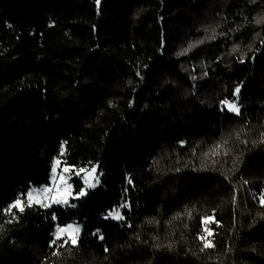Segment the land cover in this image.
<instances>
[{"label":"trees","instance_id":"16d2710c","mask_svg":"<svg viewBox=\"0 0 264 264\" xmlns=\"http://www.w3.org/2000/svg\"><path fill=\"white\" fill-rule=\"evenodd\" d=\"M262 198L264 0H0V264H264Z\"/></svg>","mask_w":264,"mask_h":264},{"label":"rangeland","instance_id":"374dc122","mask_svg":"<svg viewBox=\"0 0 264 264\" xmlns=\"http://www.w3.org/2000/svg\"><path fill=\"white\" fill-rule=\"evenodd\" d=\"M54 165L56 168L55 174L53 173V166ZM94 167L96 168L95 173L92 172L93 167L90 169L76 170V169H72L71 167H69L67 165H62L60 163L59 159L54 160V162L52 164V168H51V172H50L48 182L45 184L39 185V186H32L31 188H29L27 191V194H26L27 201L29 202V200H28L29 193H32L34 201H43V202L49 203L50 207L53 205L65 206L64 204H52L49 197H55V198H59V199L67 198L69 201L70 198L74 197L73 185H72V179L74 177H80L82 179L83 184H84L83 189H85L86 191L93 189V188H87L85 181L87 180L88 183H95L96 179L99 180L97 166L95 165ZM66 168L69 169V171L65 172ZM98 184L99 183L96 184V187L98 186ZM45 188L52 189V191L49 193L42 191ZM33 204L40 205V203H38V202L33 203ZM120 215H121V212H120ZM109 218H111V217H109ZM68 225H72L73 227L79 226L81 231H82V224L81 223L72 222V223H69L65 226H56V228L53 231V237H54V233L56 232L57 227H67ZM81 231H80V233H81ZM61 239H67V233H65Z\"/></svg>","mask_w":264,"mask_h":264},{"label":"snow or ice","instance_id":"6c2138e0","mask_svg":"<svg viewBox=\"0 0 264 264\" xmlns=\"http://www.w3.org/2000/svg\"><path fill=\"white\" fill-rule=\"evenodd\" d=\"M99 3H100V0H97V4H99ZM191 47L192 46L190 45L189 49H185L184 52L189 51L191 49ZM181 54H184V53H181ZM194 79H195V77H194ZM239 92H240V88L237 87L235 89V92L233 93V95L235 97H237V99H238V96H239ZM220 103L223 106L222 110H224V108H226L228 112L235 113L236 115H240V108H239L238 103L229 102V100H227V99L222 100ZM67 171H69V169L66 168L65 172H67ZM55 172H56V168H55V165H54L53 166V173L55 174ZM92 172L93 173L96 172V168L95 167L92 168ZM97 183H99L98 179H96L95 183H88L87 180L85 181V184H86L87 188H94V187H96ZM129 183L131 184L132 181L129 180ZM42 191H44L46 193H49V192L52 191V189L45 188ZM86 194H87L86 190L82 188L78 192L77 198L83 197ZM49 199L51 200L52 204L68 205V203H69L67 198L59 199V198H55V197H49ZM28 200H29V203H28L29 207L32 206L33 203H37V202L40 203L41 207H44V208H49L50 207L49 203H46V202H43V201H34L32 193H29ZM261 203L264 204V198L261 199ZM71 206L75 207V205H71ZM122 207H127V205H123ZM12 209H18L19 211L22 212L24 210V206L22 204V201L20 199H17L15 201V203L10 205L9 208L6 211L11 212ZM109 217H111L113 219H123L124 218L122 215H120L119 209H113L112 211H110L108 213V216L105 217V219H108ZM53 219H56L55 215H53ZM80 231H81V229H80L79 226L73 227L72 225H68L67 227H57L56 232L54 233L55 239L51 242V245H55L56 244V240L61 239L64 236V234L67 233V239H65L64 240V244H62L60 246L63 247L64 245L68 244L69 241H70L71 246L72 247H76L78 245V242H79ZM97 231H99V230H97ZM209 235H211V232H209ZM100 238L103 239V236L101 235ZM202 239H203V237H202ZM210 246H211L210 243H205V247L206 248L210 247ZM105 251H107V249H105Z\"/></svg>","mask_w":264,"mask_h":264}]
</instances>
